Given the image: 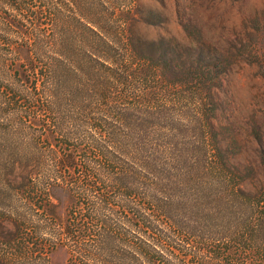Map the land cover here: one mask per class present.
Here are the masks:
<instances>
[{
	"label": "trees",
	"instance_id": "1",
	"mask_svg": "<svg viewBox=\"0 0 264 264\" xmlns=\"http://www.w3.org/2000/svg\"><path fill=\"white\" fill-rule=\"evenodd\" d=\"M157 18L139 0H0L6 186L67 264H264V140L221 145L223 75L142 35ZM19 222L2 225L28 235Z\"/></svg>",
	"mask_w": 264,
	"mask_h": 264
},
{
	"label": "rangeland",
	"instance_id": "2",
	"mask_svg": "<svg viewBox=\"0 0 264 264\" xmlns=\"http://www.w3.org/2000/svg\"><path fill=\"white\" fill-rule=\"evenodd\" d=\"M194 1L203 3L194 5ZM139 3L157 11L156 20L161 21L145 26L142 35L149 40L174 39L190 47L181 53L186 68L204 58L211 63L213 71L223 75L219 110L213 120L217 131L214 135H220L221 145H230L234 152L255 153L260 146L254 137L264 140V55H255L256 50L264 51V0H139ZM195 99L197 96L192 91L180 98L183 104ZM210 113L209 106V117ZM6 185L0 168V257L8 254V264H67L69 254L65 248L52 252L41 247L40 244L46 245L42 240L49 238V234H35L39 231L38 222L27 213V201L19 191H9ZM25 217L29 220V236L21 237L14 225L10 228L2 225L5 221L20 224ZM7 232H12L11 240ZM21 238L27 242L29 254L25 256L20 250Z\"/></svg>",
	"mask_w": 264,
	"mask_h": 264
}]
</instances>
